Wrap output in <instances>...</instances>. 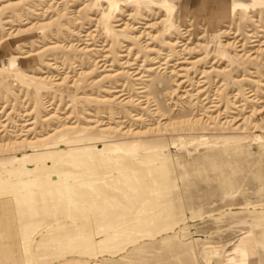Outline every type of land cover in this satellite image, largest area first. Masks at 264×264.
<instances>
[{
	"label": "rangeland",
	"instance_id": "rangeland-1",
	"mask_svg": "<svg viewBox=\"0 0 264 264\" xmlns=\"http://www.w3.org/2000/svg\"><path fill=\"white\" fill-rule=\"evenodd\" d=\"M252 36L264 0H0V264H264Z\"/></svg>",
	"mask_w": 264,
	"mask_h": 264
},
{
	"label": "bare ground",
	"instance_id": "bare-ground-1",
	"mask_svg": "<svg viewBox=\"0 0 264 264\" xmlns=\"http://www.w3.org/2000/svg\"><path fill=\"white\" fill-rule=\"evenodd\" d=\"M252 2H254L255 0H251ZM254 37L252 42H253V48L251 50L248 51V53H245V48L244 46L241 44L240 47L241 49H239V51H241L242 54H247L252 56V58L254 59H258L260 57V55L264 54V43L257 40L256 36H252ZM152 69V68H151ZM62 80V79H61ZM184 80H181L178 84L179 85H183ZM197 83V82H196ZM199 83V82H198ZM254 107V106H253ZM256 108V107H255ZM254 110V109H252ZM258 111V110H257ZM226 119V118H225ZM233 120V118H232Z\"/></svg>",
	"mask_w": 264,
	"mask_h": 264
},
{
	"label": "crops",
	"instance_id": "crops-1",
	"mask_svg": "<svg viewBox=\"0 0 264 264\" xmlns=\"http://www.w3.org/2000/svg\"><path fill=\"white\" fill-rule=\"evenodd\" d=\"M75 259V258H74ZM71 259H67L66 261H70ZM67 264H75V263H73V262H69V263H67Z\"/></svg>",
	"mask_w": 264,
	"mask_h": 264
}]
</instances>
